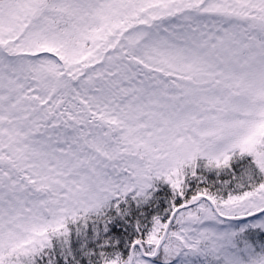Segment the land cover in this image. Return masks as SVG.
Listing matches in <instances>:
<instances>
[{
  "label": "snow or ice",
  "instance_id": "6c2138e0",
  "mask_svg": "<svg viewBox=\"0 0 264 264\" xmlns=\"http://www.w3.org/2000/svg\"><path fill=\"white\" fill-rule=\"evenodd\" d=\"M0 264H264V0H0Z\"/></svg>",
  "mask_w": 264,
  "mask_h": 264
}]
</instances>
